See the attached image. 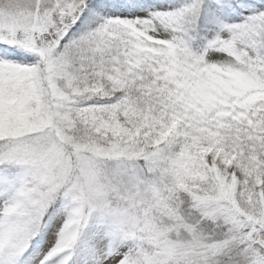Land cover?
I'll use <instances>...</instances> for the list:
<instances>
[{
  "label": "snow or ice",
  "instance_id": "obj_1",
  "mask_svg": "<svg viewBox=\"0 0 264 264\" xmlns=\"http://www.w3.org/2000/svg\"><path fill=\"white\" fill-rule=\"evenodd\" d=\"M0 264H264V0H0Z\"/></svg>",
  "mask_w": 264,
  "mask_h": 264
}]
</instances>
